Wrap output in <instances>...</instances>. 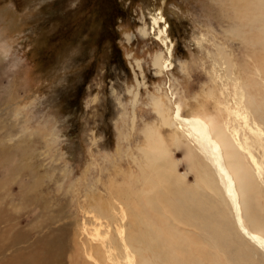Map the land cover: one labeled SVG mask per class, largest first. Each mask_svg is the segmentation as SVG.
Wrapping results in <instances>:
<instances>
[{"label": "rangeland", "instance_id": "1", "mask_svg": "<svg viewBox=\"0 0 264 264\" xmlns=\"http://www.w3.org/2000/svg\"><path fill=\"white\" fill-rule=\"evenodd\" d=\"M239 3L0 0V263L17 253L24 260L36 241L60 234L58 264L74 255L80 264H132L125 233L100 222L97 232L96 214L88 211L107 202L123 170L134 168L142 122L159 128L149 96L171 92L186 116L199 103L213 105L220 85L241 95L251 80L260 81L264 49L247 38L264 24L242 19ZM156 6L164 20L153 25ZM239 27L249 28L246 35ZM160 52L168 65L157 74L152 60ZM263 94L247 110L259 160L264 147L250 121ZM165 134L176 148L172 133ZM104 244L112 248L106 256ZM252 257L259 262L262 252Z\"/></svg>", "mask_w": 264, "mask_h": 264}, {"label": "bare ground", "instance_id": "2", "mask_svg": "<svg viewBox=\"0 0 264 264\" xmlns=\"http://www.w3.org/2000/svg\"><path fill=\"white\" fill-rule=\"evenodd\" d=\"M233 1L241 2L238 13L242 19L264 24V0ZM160 13L155 9L153 25L156 19L164 20ZM248 29L235 31L246 35ZM252 29L248 41L264 49V26ZM142 32L146 34V28ZM162 56L157 53L152 60L157 74L168 65ZM256 67H261L260 78L256 77L260 81L250 79V91L235 95L227 91L228 84L220 85L213 105L197 102L186 116L180 102L173 103L171 92L149 96L159 128L153 122H142L134 168L123 170L120 183L108 189L107 202L100 198L87 210L96 214L91 219L97 232L100 222V226H117L120 234L125 233L124 255L132 264L134 257L139 264H264V160L254 155L247 133L251 131L248 104L263 94L259 85L264 80V53ZM135 96L136 92L133 101ZM251 109L256 119L250 122L256 125V139L264 147V128L256 121L264 125V102ZM166 131L172 133L176 148L170 146ZM175 152L181 153V161ZM62 241L60 234L45 237L26 251L25 261L17 253L0 264H58L65 250ZM103 246L106 249L98 248L106 256L111 246ZM257 250L262 252L259 262L252 257ZM70 259L71 264H80L75 255Z\"/></svg>", "mask_w": 264, "mask_h": 264}]
</instances>
